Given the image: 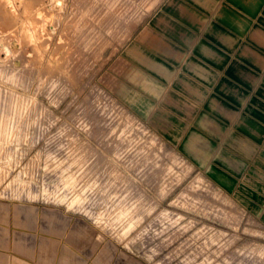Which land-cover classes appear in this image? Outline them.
<instances>
[{
	"label": "rangeland",
	"instance_id": "374dc122",
	"mask_svg": "<svg viewBox=\"0 0 264 264\" xmlns=\"http://www.w3.org/2000/svg\"><path fill=\"white\" fill-rule=\"evenodd\" d=\"M164 1L0 0V264H264V163L214 176L235 118L192 116Z\"/></svg>",
	"mask_w": 264,
	"mask_h": 264
},
{
	"label": "crops",
	"instance_id": "0c3cea01",
	"mask_svg": "<svg viewBox=\"0 0 264 264\" xmlns=\"http://www.w3.org/2000/svg\"><path fill=\"white\" fill-rule=\"evenodd\" d=\"M195 1L165 0L161 33L182 50L174 85L201 99L192 116L211 121L213 133L221 131L217 116L235 118L225 147L230 154L224 167H213L217 180L228 183L250 160L264 163V0ZM22 240L16 248H28Z\"/></svg>",
	"mask_w": 264,
	"mask_h": 264
}]
</instances>
